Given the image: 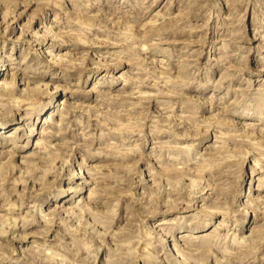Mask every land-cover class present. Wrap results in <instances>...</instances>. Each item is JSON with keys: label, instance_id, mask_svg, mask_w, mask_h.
<instances>
[{"label": "rangeland", "instance_id": "374dc122", "mask_svg": "<svg viewBox=\"0 0 264 264\" xmlns=\"http://www.w3.org/2000/svg\"><path fill=\"white\" fill-rule=\"evenodd\" d=\"M0 95V264H264V0H0Z\"/></svg>", "mask_w": 264, "mask_h": 264}, {"label": "bare ground", "instance_id": "6f19581e", "mask_svg": "<svg viewBox=\"0 0 264 264\" xmlns=\"http://www.w3.org/2000/svg\"><path fill=\"white\" fill-rule=\"evenodd\" d=\"M1 96V95H0ZM31 131V130H30ZM77 175V174H76ZM79 177V176H78Z\"/></svg>", "mask_w": 264, "mask_h": 264}]
</instances>
